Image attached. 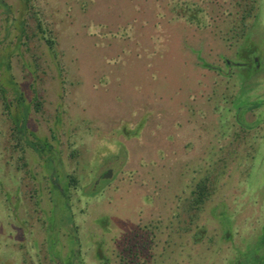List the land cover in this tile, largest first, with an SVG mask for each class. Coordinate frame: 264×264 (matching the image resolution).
<instances>
[{
	"label": "rangeland",
	"instance_id": "obj_1",
	"mask_svg": "<svg viewBox=\"0 0 264 264\" xmlns=\"http://www.w3.org/2000/svg\"><path fill=\"white\" fill-rule=\"evenodd\" d=\"M233 1L0 0L8 101L51 145L0 113V264H264V0L240 42Z\"/></svg>",
	"mask_w": 264,
	"mask_h": 264
},
{
	"label": "trees",
	"instance_id": "obj_2",
	"mask_svg": "<svg viewBox=\"0 0 264 264\" xmlns=\"http://www.w3.org/2000/svg\"><path fill=\"white\" fill-rule=\"evenodd\" d=\"M235 1V2H234ZM232 2V5L235 4L236 11H230L229 15H226V17H231L230 21L227 25H225V28L221 29V32L223 33V36H225L226 40H229L231 42H240L241 39L245 38L248 29H249V19H253L258 14L259 4L262 0H234ZM26 2H30V0H26ZM202 9H200L201 11ZM195 14V12L192 13V15H188L190 20H194L195 18L199 19V16ZM200 22V21H199ZM38 27L42 30V32H46V29L42 27V21H38ZM46 41L49 43V46L51 49H53L55 41L50 37L46 36ZM1 66V65H0ZM12 84L10 80H7L2 77V74L0 73V113L2 115H6L8 119L11 120V139L13 142L14 150L23 149L24 144L29 145L30 147H33L35 150L39 151V153L45 152V147L49 145L47 141H45V144L39 145L40 142L37 139V136L32 131H27V125H26V112L23 108H16L15 110H12L11 104L8 101L7 93H6V85ZM21 94L17 95V98H21ZM22 105V103H21ZM35 105L37 108H40L41 102L37 98L35 100ZM22 107V106H21ZM29 132L34 134L33 139L25 137V133ZM23 158V157H20ZM26 165V162H24V166ZM70 181L75 182L76 177L74 174L69 175ZM212 181L210 178V172L207 171V173L200 178L199 181L194 186V189L192 190V205L202 208L205 201L209 198L211 192H212Z\"/></svg>",
	"mask_w": 264,
	"mask_h": 264
},
{
	"label": "flooded vegetation",
	"instance_id": "obj_3",
	"mask_svg": "<svg viewBox=\"0 0 264 264\" xmlns=\"http://www.w3.org/2000/svg\"><path fill=\"white\" fill-rule=\"evenodd\" d=\"M255 57L252 58V60L250 61H245V62H236L235 64H241L243 66H249L251 63H254L255 66H259V62H258V58L254 59ZM226 65L227 67H230L232 65V62L230 60L226 61ZM191 217H195L194 214L191 215ZM193 223V222H192ZM70 233V237L76 239V236L74 235L75 231L71 230L69 231ZM139 237H137L136 235L134 236V239H137ZM51 246H50V258L52 260V264H70V262H67L63 259V257L60 255L59 251H56V240L51 242ZM141 243H137L136 241H134L132 243V246H130L129 248V253L124 254V252L118 251L117 253V263L118 264H147L149 262L148 257L147 258H139V256L141 255ZM147 256H149V254H147ZM65 261V262H64ZM80 264H86V262L84 261V259H80ZM108 261V262H107ZM112 261H110L109 259H106V261L103 264H111Z\"/></svg>",
	"mask_w": 264,
	"mask_h": 264
},
{
	"label": "water",
	"instance_id": "obj_4",
	"mask_svg": "<svg viewBox=\"0 0 264 264\" xmlns=\"http://www.w3.org/2000/svg\"><path fill=\"white\" fill-rule=\"evenodd\" d=\"M107 176V175H106Z\"/></svg>",
	"mask_w": 264,
	"mask_h": 264
}]
</instances>
